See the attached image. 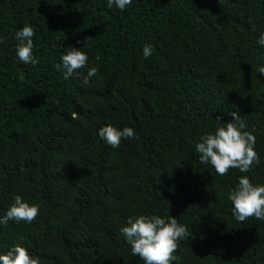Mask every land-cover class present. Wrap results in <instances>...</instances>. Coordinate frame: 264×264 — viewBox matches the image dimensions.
<instances>
[{"label": "trees", "instance_id": "1", "mask_svg": "<svg viewBox=\"0 0 264 264\" xmlns=\"http://www.w3.org/2000/svg\"><path fill=\"white\" fill-rule=\"evenodd\" d=\"M33 27L37 64L14 58ZM264 0H0V215L21 195L37 217L0 226V251L24 246L39 264H143L119 228L130 215L171 216L188 237L172 264H264V220L237 222L236 177L264 184ZM79 41V43H77ZM151 44L152 55L141 56ZM81 47L98 74L65 80L53 65ZM236 112L256 138L248 173L217 176L193 144ZM134 128L117 149L101 125Z\"/></svg>", "mask_w": 264, "mask_h": 264}, {"label": "clouds", "instance_id": "2", "mask_svg": "<svg viewBox=\"0 0 264 264\" xmlns=\"http://www.w3.org/2000/svg\"><path fill=\"white\" fill-rule=\"evenodd\" d=\"M108 8L123 12L133 0H105ZM34 31L31 25H24L14 32V58L23 65L37 64L33 54ZM79 43V41L77 42ZM257 44L264 47V31L259 32ZM153 53L151 44L141 46V56L147 60ZM65 80L79 69H85L81 80L88 85L98 74V66L92 65L86 52L81 47H71L59 57L53 65ZM259 77H264V64L255 69ZM231 122L220 123L214 130L204 132L193 144V150L201 164L209 165L217 176L223 177L229 169L239 173H248L258 163L259 157L255 150L256 138L252 132L245 130V124L236 112L230 113ZM97 137L112 149H117L122 140L132 141L136 138L134 128L129 126L116 127L105 123L96 130ZM231 205V214L237 222H244L249 217L264 220V184L250 181L247 175L236 177V182L226 194ZM39 205L29 203L21 195L15 194L11 203L0 215V226L9 221L30 224L38 215ZM124 242L129 246L131 254L138 256L143 264H172L177 257L174 255L177 243L188 237L185 225L178 223L176 218H167L155 214L130 215L125 218L119 228ZM0 264H39V258L30 255L29 251L18 243H13L6 251H0Z\"/></svg>", "mask_w": 264, "mask_h": 264}]
</instances>
